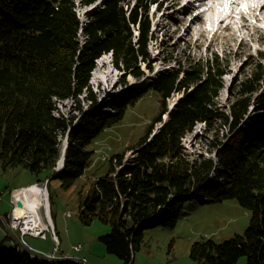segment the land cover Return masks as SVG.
Returning a JSON list of instances; mask_svg holds the SVG:
<instances>
[{"label": "trees", "instance_id": "16d2710c", "mask_svg": "<svg viewBox=\"0 0 264 264\" xmlns=\"http://www.w3.org/2000/svg\"><path fill=\"white\" fill-rule=\"evenodd\" d=\"M97 1L0 0V165L28 169L36 181L57 178L63 188H70L84 175L100 134L122 120L128 106L156 89L162 103L158 116L129 149L134 156L127 165L123 161L128 150L110 158L108 172L81 202L80 219L89 223L98 217L110 223L111 232L101 237L107 251L133 264L145 232L174 229L186 202L236 199L251 211L244 234L221 243L197 240L190 257L196 264H236L242 256L246 264H264L263 65L234 85L226 110L217 97L228 62L217 53L187 65L177 60V69L158 73L142 90L130 86L101 103L90 83L96 60L112 53L122 84L127 85L128 75L141 79L142 64L151 69L149 41L155 32L148 16L151 0H134L133 5L105 0L102 6ZM77 2L85 8L95 4L86 20ZM174 92L183 96L169 111L167 99ZM67 99L74 100L80 116L60 111L58 102ZM102 105L110 111L96 109ZM158 122L163 124L151 136ZM217 122L227 130L223 136ZM198 123L216 134L207 155L190 157L183 138ZM66 137L64 167L56 173ZM0 264L81 263L33 256L17 244L0 243Z\"/></svg>", "mask_w": 264, "mask_h": 264}, {"label": "rangeland", "instance_id": "374dc122", "mask_svg": "<svg viewBox=\"0 0 264 264\" xmlns=\"http://www.w3.org/2000/svg\"><path fill=\"white\" fill-rule=\"evenodd\" d=\"M104 1L98 0L97 6H102ZM127 1H130L131 5L134 3V0ZM80 4V2L76 3L77 11L81 18L86 20L87 11H90L91 7H81ZM154 7V5L150 6L148 14L152 20V31L156 30L149 41V51L152 56L151 69L145 63L142 64L141 67L145 71V75L141 79L128 75L127 85H124L120 82L122 73L113 65L111 54H103L101 57H105L106 63L99 66L100 60L103 59L100 57L96 60V67L92 71L90 80L93 90L98 94L99 102L104 103L109 96L118 95L130 86L142 90L158 73L177 69L179 60L187 65L190 60L205 61L217 53L224 62H228L223 75L224 88L221 89L217 101L221 109H228L229 96L234 85L240 83L246 75L255 70L258 64H262L264 67V22L259 21L257 26H254L251 21L249 28L236 30L227 27L226 30L214 34L208 30L202 32L205 29L203 21L193 22L192 28L187 29V18L192 16L189 14L190 12L168 16L170 11H167L165 15L162 12L153 17ZM125 8L127 9V5ZM161 17L164 20L160 21ZM183 17H186V21H183ZM240 21L242 22V19ZM137 26L135 34H138ZM243 37L245 42L242 41ZM98 70L104 73L98 82H94ZM181 95L182 93L174 92L167 99L168 108ZM80 98L84 109L87 110L86 94L81 95ZM57 105L60 111L68 117L78 114L76 103L72 99L59 101ZM97 107L96 109L100 111H110L105 105ZM161 107V94L156 89L148 90L134 104L128 106L122 120L104 130L94 142L92 149L95 153L90 164L84 175L77 178L70 188H63L57 178H53L50 182V178L36 181L37 179L32 177L33 173L28 169L21 167L4 169L0 165V213L8 212L11 209V206H7V204L12 203L16 187L20 189L31 185L32 182H37L33 184L46 188L50 193L49 201L50 206H53L54 216L53 211L50 210V212L56 223V228L53 231L56 232L59 243L53 240L50 231H48V239L25 235L26 241L42 248L45 244L48 246L55 244L59 246L57 251L59 256L84 254L89 257L92 264H124V261L118 256L107 251L101 240L102 236L111 232L112 225L98 217L85 223L80 219L79 209L81 202L91 193L97 180L108 172L112 156L128 150L123 165L129 163V160L134 156V149H129L140 142L150 123L158 116ZM78 116L80 115L78 114ZM159 125L160 122L156 123L154 130ZM216 130L220 132V136L227 132L220 122L216 123ZM214 134H216L215 131L208 129L204 123L195 125L193 130L183 138L189 156L193 157L196 153L207 155V147L209 141H212V137L214 138ZM116 163L115 161V165ZM117 168L119 169L120 166ZM56 170H58L57 166L54 168L55 172ZM26 173L29 176L28 179ZM44 207L42 205L39 212L43 220L47 221ZM12 214L13 209L7 214H0V217L5 218L3 221L6 223V229L3 230L2 227L0 229V242L2 241L4 246L12 245L11 240L7 238L6 231L18 237L17 239H21V223H15ZM250 220L251 211L236 199L218 203L188 201L184 206L179 223L174 229L156 227L145 232L141 248L135 251L133 264H196L190 257L191 246L195 241L212 239L221 243L236 234H244ZM78 243H82L83 247L80 251H75L74 246ZM54 248L50 252H53ZM246 261L247 257L242 256L236 264H246Z\"/></svg>", "mask_w": 264, "mask_h": 264}, {"label": "bare ground", "instance_id": "6f19581e", "mask_svg": "<svg viewBox=\"0 0 264 264\" xmlns=\"http://www.w3.org/2000/svg\"><path fill=\"white\" fill-rule=\"evenodd\" d=\"M167 1H170V4L172 6H175L179 4L180 0H167ZM191 1H193L192 6L188 5V7L186 8L180 7L178 9L180 13L186 14L187 12H190L189 14L192 15L190 16L192 19L190 21L187 20L188 21L187 29L192 28L193 22L196 23L197 21H200V20L205 21L203 20L202 17H200V13L204 12V8L201 9L202 3L200 2V0H191ZM187 4H189V2ZM218 6H220L226 11L224 20L221 23H224L226 19H229L231 20V23H230V26H231L232 22L235 21V18L237 17V15L241 16L242 22H241V25H238L240 30L243 28H249V25H250L249 22L251 21L250 19L251 17L256 22H259V21L264 22V16H262L264 14V0H209V6L207 7L206 11H209L210 13L213 14L214 11L217 10L216 7ZM160 7L162 10L166 9V6L164 4H162ZM163 15H165V13ZM162 20L164 19L161 17L160 21ZM183 21H186V17H183ZM254 26H257V25L254 24ZM202 32H205V30L203 29ZM242 41L245 42L244 37ZM101 58L103 60H100L101 62L99 63V66H102L106 63V61H104L105 57H101ZM103 73L101 70H98L97 74L94 77V82H98ZM164 116L165 114L163 115V122H164ZM160 124H163V123H160ZM56 172H60V171L56 170ZM33 183H37V182H33ZM33 183H31V185L29 186H25L20 189L16 188L17 190L14 191L15 194H14V198L12 199V202L14 204L13 211H15L17 217H22V219H24L25 222L30 221L32 218L36 220V223H37V226L39 227V231L41 235H48L49 220H50V223L54 225L52 214L50 212L51 210L50 201H49L50 193H48L47 190L43 189V187L37 184H33ZM18 198H22L26 200V205L28 208L27 213H24L23 209L17 208ZM42 205L45 206L44 208L46 211L45 214H46L47 221L43 220L39 212V209ZM24 214H27L28 217L23 216ZM32 224L33 223H28L27 229H29L30 225ZM31 254L33 256L44 257L42 256V254H38V253H31ZM44 258H47L50 260L72 259V260L77 261L75 258H71V256H51V257H44Z\"/></svg>", "mask_w": 264, "mask_h": 264}, {"label": "built area", "instance_id": "2783aa9c", "mask_svg": "<svg viewBox=\"0 0 264 264\" xmlns=\"http://www.w3.org/2000/svg\"><path fill=\"white\" fill-rule=\"evenodd\" d=\"M43 189L46 190V188H44V187H43ZM13 191H12V193H13ZM13 197H14V193H13ZM20 199H22V198H20ZM23 201H26V200L24 199ZM23 216L28 217L27 214H24ZM12 217H13L15 223H18V224L21 223V230H22L21 239H17L18 237L11 235L8 231H6V235L10 236L11 242L13 244H17L19 246V248H24L25 250H28L30 253L42 254V256H44V257L59 256V255H57V251L59 250V246L55 245L53 252H44V251L35 249L25 240V238H24L25 235L40 237V238H44V239L48 237V235H41V233L39 231V227L37 226L36 220H34L32 218L30 221L25 222V220L22 219V217H17L15 211H13ZM28 223H33L32 225H30L29 229H27ZM54 229H55L54 225L51 224L50 220H49V231L52 234V238L55 242L59 243V238H58L56 232L53 231ZM82 247H83L82 243H78L74 246V250L80 251L82 249ZM60 256H71V258H75L81 264H89L88 260L85 257L80 258L76 255H71V254H64V255H60Z\"/></svg>", "mask_w": 264, "mask_h": 264}, {"label": "water", "instance_id": "95a60500", "mask_svg": "<svg viewBox=\"0 0 264 264\" xmlns=\"http://www.w3.org/2000/svg\"><path fill=\"white\" fill-rule=\"evenodd\" d=\"M93 7H91V9H92ZM111 54V60H112V53H110ZM230 91V90H229ZM117 93H119V92H117ZM183 95H181L180 96V98L182 97ZM177 102V101H176ZM176 102L168 109L169 111L172 109V108H174V106H175V104H176ZM167 118H168V113L167 114H165V116H164V122L167 120ZM161 126H162V124H160L159 125V127H157V129H155L154 131H153V134H151V136L152 135H154L160 128H161ZM67 147H68V139H67V137L64 139V141H63V144H62V150H61V157H60V159L58 160V162H57V169L59 170V171H61V169H62V167L64 166V161H65V157H66V149H67ZM133 153H134V151H133ZM62 166V167H61ZM60 167V168H59ZM24 200V199H23ZM22 199H20V198H18L17 199V208H20V209H23V211H24V213H27L28 212V208H27V205H26V201L24 202Z\"/></svg>", "mask_w": 264, "mask_h": 264}, {"label": "crops", "instance_id": "0c3cea01", "mask_svg": "<svg viewBox=\"0 0 264 264\" xmlns=\"http://www.w3.org/2000/svg\"><path fill=\"white\" fill-rule=\"evenodd\" d=\"M26 175H27V173H26ZM32 177H35V178H36V175L33 174ZM28 178H29V176L27 175V179H28ZM35 180H36V179H35ZM35 180H34V181H35ZM16 188H18V187H16ZM7 206H11V209H10L8 212L0 213V214H7V213H9V212L13 209V207H14L13 202H12L11 204L8 203ZM2 217H3V216L0 217V229H1V227H2L3 230H4V229H6V223H4V221H3L5 218H2ZM54 221H55V220H54ZM54 226H55V228H56V223H55V222H54ZM2 234H3V233H2ZM31 237H32V236H31ZM5 238H6V236H5ZM7 238H8L9 240H11V239H10V236H7ZM48 238H49V236H48ZM48 238H47V239H48ZM27 242H28V240H27ZM0 243H2V241H1ZM28 243H29L32 247H34L35 249H37V250H41V251H44V252H50V251L55 247V244L52 245V246H48L47 244H45V246L42 248V247L35 246V245L31 244L30 242H28ZM77 256L80 257V258L85 257L87 260L89 259V257L86 256V255H84V254H82V255L77 254ZM89 261H90V259H89ZM89 261H88V262H89ZM89 264H92V262L90 261Z\"/></svg>", "mask_w": 264, "mask_h": 264}]
</instances>
